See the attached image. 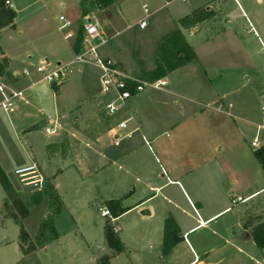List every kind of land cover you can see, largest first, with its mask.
<instances>
[{"label": "rangeland", "instance_id": "1", "mask_svg": "<svg viewBox=\"0 0 264 264\" xmlns=\"http://www.w3.org/2000/svg\"><path fill=\"white\" fill-rule=\"evenodd\" d=\"M84 1L86 0H11L13 8L17 11L14 26L0 30V45L9 58L10 75L0 76V81L8 86L24 87L29 75H22L19 80L14 81L10 77L14 71L21 72L26 67L30 75L32 71L40 75L36 67L42 59L53 65L69 63L74 58L69 44L74 41L75 36L63 39V34L68 30L75 33L81 24L88 21L84 9L86 15L99 21L101 29L105 32L107 41L98 46L100 56L107 58L103 56V50L112 52L114 56L111 59L122 61L129 76L142 75L155 60L157 33L167 34L174 30L177 22H171L168 26V18L173 15H187L189 12L184 11L189 9L188 6L192 3V0H174L170 7H162L157 0H129L120 8L125 11L123 16L117 4L109 7L114 14V18L110 20L104 11L89 5L84 7ZM87 1L89 3L90 0ZM239 2L241 7L235 0H212L205 4L206 8L212 6L213 17L198 23L192 32L187 34L198 54L197 60H200L197 64L198 73L205 76V71L210 75L223 72L226 80L224 89L231 88L234 91L225 99V102L231 100L236 105L231 109L232 115L236 108H240L257 122L235 123L233 116L222 114L218 118L219 125L202 138L205 142L213 140L220 143L219 148L222 150L218 148L219 154L224 155L225 159H230L231 163L240 164L242 168L251 167L254 175L256 173L252 164L256 161L252 151L264 144V128H257V125L263 122L264 107V0ZM144 3L151 11L148 16L144 15L142 9ZM61 15L72 22L70 28H59L62 24L59 18ZM144 16L147 26L140 27V20ZM29 62L34 65L30 66ZM80 66H84L83 72L79 70ZM100 75L101 70L92 64L73 63L69 66L67 79L60 86L56 102L63 128L57 129L55 133L45 131L48 119L40 113V108L43 107L47 112L54 114V104L50 98L43 97L36 102L31 100L30 104L18 103V112L16 108L7 111L0 108V165L28 207V214L22 220L23 227L32 238L47 219H51L56 228L57 240L46 242L48 252L41 248L38 253V260L45 264H96L93 257H97L99 249L91 250L90 243L94 246L98 242L104 243L106 222L120 226L122 223L126 224L132 216L123 215L124 217L116 223L109 217L101 216L106 197L103 189L99 187L96 169L103 159L94 150L95 144L86 139V132L83 135L82 128L92 123L93 118L87 116L90 106L99 108V115L104 121L118 120L122 111L107 115L103 110L108 102L105 97L109 94H102ZM205 82L197 90L211 92L209 80L206 79ZM179 83L185 90L189 89L182 81ZM151 90V86H146L144 91L136 93V96ZM21 100L24 101L23 97ZM191 104L181 99L179 104L171 103L167 112L176 111V118L182 121L200 120L198 113L201 110L197 111L199 105H193L196 108L192 109ZM75 119L80 126L75 130L79 139L71 134L75 131L65 128L66 122ZM132 123L130 120L126 122L128 126ZM91 131L96 133L94 129ZM165 131L162 139L167 138V133L172 135L170 129ZM186 132L189 134L192 130ZM132 135L136 140L142 138L140 133ZM256 136L259 140L258 146L253 147L251 142ZM151 145L159 155L156 144L152 142ZM211 151L209 148V152ZM107 153L109 154V151ZM33 163L37 165L43 178L39 187L15 173L17 168ZM244 183L247 184L248 180L245 179ZM233 185L232 179L230 186ZM54 186L62 202L60 213H55L57 202L54 204L46 193L47 188L54 189ZM245 186L246 191L242 187L239 190L233 188L236 193H242L245 197L250 190L264 186V170L260 181ZM10 205L0 183V264H34L31 261H22L23 253L18 245L20 225L8 213ZM238 207L241 209L240 215H244L248 208H256L259 215L252 217L248 222L257 223L260 219L264 220V193L253 200L239 203ZM226 216L217 222H221ZM123 233L121 229L118 231L121 238ZM246 251L249 255L253 251L254 257H258L260 261L264 259L260 249L253 243L246 246ZM126 256L127 254H121L119 259L114 261L116 264H125ZM241 258L246 260L245 264H254L256 261L255 258H252V261L244 256ZM151 260L153 264L155 258Z\"/></svg>", "mask_w": 264, "mask_h": 264}, {"label": "crops", "instance_id": "2", "mask_svg": "<svg viewBox=\"0 0 264 264\" xmlns=\"http://www.w3.org/2000/svg\"><path fill=\"white\" fill-rule=\"evenodd\" d=\"M127 1L129 0H115L114 3L119 7L122 16L125 11L120 8ZM157 1L161 3L159 6L170 7L174 0ZM211 1L192 0V3L188 6L189 9L184 12L191 13L197 8L205 7V4ZM235 1L241 7L239 0ZM144 5L146 3L142 5L143 12ZM208 8L213 9L211 5ZM108 10L111 12L109 19L112 20L114 14L111 9L108 8ZM144 15L146 16L145 12ZM85 17L90 16L85 15ZM179 18H181L180 15H173L168 18V26L171 22L172 24L177 22ZM79 27L74 33V41L69 44L73 54L76 53L72 46L76 40ZM193 29L194 27L184 29V35L192 46L193 43L187 32H192ZM101 32L102 38L98 39V45L107 41L105 32L102 29ZM163 34L166 35L165 33H157L156 40L158 43L164 36ZM63 39H65L64 34ZM101 39H104V41ZM102 54L108 58L114 56L112 52L107 50H103ZM196 55V60L176 69L164 78L165 83L161 85L162 87L151 86L153 90L138 96L135 93L128 101L127 106L120 110L122 115L119 116L118 120L104 121L99 115L100 110L97 106L88 108L87 116L93 118V120L91 124L89 123L88 126L82 128L84 129L83 135L86 132L85 136H88L86 139L95 144L94 150L103 159L96 169V177L100 179V181L98 179L99 187L103 189L106 197L103 202L105 207L101 212L104 209L110 210L115 218L114 223L119 222L124 217L123 215H132L126 224L122 223L120 226L114 224L118 231L121 229L124 232L122 238L119 236L125 246L124 251L114 253L107 245L105 229L107 225H111L108 222L104 225V243L98 242L95 246L90 243L91 250L94 248L99 249L97 257H93L96 264H99L102 257H109L110 263L116 264L114 260L119 259L121 254H127L125 264H152V258H155L153 264H245L246 260H243L241 256L250 259V261L255 258L253 251H250V255L246 251L247 245L252 243L256 245L252 236V227L255 223H250L248 220L259 214H257L256 208L252 207L248 208L247 211L245 210L244 215H240L241 209L238 204L260 196L264 193V186L250 190L245 197L242 193H236L234 188L239 190L242 187L246 191L245 185L256 184L262 178L264 168L254 154L255 150L261 146L252 151L255 163H257L252 164L256 173L253 175L251 167L242 168L240 164L231 163L230 159H225L224 155L219 154L220 143H215L213 140L212 142H205L202 136L208 135L219 125L220 119L218 120V118L222 114L233 116L235 123L237 121L242 124L257 122L254 118L248 117L240 108H236L234 115H232L231 109L236 105L231 100L225 102V99L234 91L231 88L224 89L223 86L226 83L224 73L216 72V74L210 75L208 71H205V76L201 75L197 69V64L200 62V60H197V52ZM43 60L45 59L41 61ZM114 61L129 76L123 62L118 59ZM29 63L30 66L34 65L32 62ZM153 67L154 61L153 65L149 64L142 75ZM79 70L83 72L84 66H80ZM7 75H10L9 66ZM22 75H29L24 87L16 88L8 86L2 81L0 83L4 84L8 91L18 90L22 92L24 101L20 99L18 103L30 104L31 100L36 102L43 97L50 98L54 104V114L47 112L43 107L40 108L41 115H45L48 119L46 120V127L53 122L58 124L57 129L63 128L62 123L59 121L60 115L56 105L60 94V86L63 83L55 85L48 83L42 80V77L34 71L31 75L24 74L23 71H14L10 77L11 80L15 81L19 80ZM142 75L129 77L139 78ZM206 79L209 80L212 87L211 92L206 93L197 90L206 83ZM99 80L101 82V75ZM180 81L189 89L185 90L181 87ZM102 94L105 96L109 94L105 97L107 101L113 96L111 92L104 90ZM181 99L192 103V109L195 107L193 105H199L197 111L201 110L198 113L201 116L200 120L182 121V119L176 118V111L167 112L171 108V103L179 104ZM18 103L16 112L19 111ZM103 110L107 115H110L106 108ZM63 117L65 116L63 115ZM128 120L133 121L131 126L126 124V127H122L120 125L121 122H127ZM261 124H258L257 128ZM79 127L77 119L65 123V128L72 131L79 129ZM91 129L96 130V133H93ZM169 129L172 135L169 136L167 133V138L162 139L163 131ZM87 130L89 131L87 132ZM187 130H192V132L188 134ZM134 133H140L142 138L134 139L132 135ZM71 134L79 139V134L76 131ZM152 142L156 144L159 155L152 147ZM213 143L215 144L213 145ZM86 144L89 145V143ZM209 148L212 149L211 152H209ZM219 150L221 151L222 148H219ZM234 159L235 155L233 156ZM241 178L247 179L248 183H244ZM232 179L234 188L230 186V180ZM107 189H110V191ZM236 196L248 198V200L232 204V199ZM110 200H121V206L125 211L116 214L108 205ZM168 216L174 217L178 223L181 239L174 245L168 255H164L162 253L164 222ZM224 216H226L225 219L217 222ZM241 230L249 232L252 241H240L238 231ZM56 240L57 238L51 241ZM41 248L48 252L45 243L30 254L22 255L21 253L22 261L45 264V262L42 263L38 260L40 258L38 253ZM259 249L264 256V248ZM255 259L254 264H262V262L264 264V259L262 261L258 257ZM142 260L144 261L141 262Z\"/></svg>", "mask_w": 264, "mask_h": 264}, {"label": "trees", "instance_id": "3", "mask_svg": "<svg viewBox=\"0 0 264 264\" xmlns=\"http://www.w3.org/2000/svg\"><path fill=\"white\" fill-rule=\"evenodd\" d=\"M115 3V0H90L84 1V7L89 5L92 8L104 11V13L110 17L111 12L108 8ZM86 15L85 9L83 10ZM214 10L208 7H200L193 10L191 13L179 18L177 20V27L171 32L164 35L158 43L156 56L154 60V67L147 71L139 79L155 82L160 79L166 78L176 69L187 65L188 63L196 60L197 55L194 47L188 42L184 35V29L197 26L198 23L205 20H209L213 17ZM17 17V11L5 4V0H0V30L8 26H14L15 18ZM83 27L80 26L76 40L72 46L75 52H79L82 49ZM0 75L8 74L9 58L4 55V51L0 45ZM256 159L262 164L264 168V145L255 150ZM0 183L2 184L7 198L11 205L9 214L14 221L20 225L19 234V249L24 255L30 254L38 247L43 246L46 242L57 238L56 228L51 219L45 220L36 233L35 237H31L26 229L23 227L22 220L28 214V207L21 200L12 182L6 175L3 168L0 166ZM48 187V186H47ZM51 201L56 204L55 213L62 211V202L57 193V189L54 186L47 188ZM116 214H120L125 209L121 206V200H110L108 202ZM110 211V210H109ZM252 236L254 242L259 248H264V220L260 219L252 227ZM105 237L107 245L114 251V253H120L124 251L125 246L121 241L118 232L115 231L114 226L107 225L105 229ZM181 239L180 228L178 223L172 216H168L164 222V234L162 253L168 255L174 245ZM99 264H111L109 257H102Z\"/></svg>", "mask_w": 264, "mask_h": 264}, {"label": "built area", "instance_id": "4", "mask_svg": "<svg viewBox=\"0 0 264 264\" xmlns=\"http://www.w3.org/2000/svg\"><path fill=\"white\" fill-rule=\"evenodd\" d=\"M5 4L13 7L11 0H5ZM144 12L147 16L149 14L148 5H144ZM60 20L62 24L60 29L70 28L72 22L68 20L65 16L61 15ZM88 21L82 25V49L74 54L73 60L67 64L58 63L53 65L48 60H43L36 67V71L41 75L42 80L48 83L62 84L67 79V69L73 63H78L80 65L84 64H94L97 66L101 72V83L103 90L106 92H111L113 94L112 98L106 103V110L108 114L114 115L122 108L127 106L130 98L138 93L146 86L159 87L165 83L163 79L157 80L155 82H148L139 78H132L127 76L116 64V62L111 58H103L98 52V43L96 42L99 38H102V32L100 29V23L98 20L92 17H87ZM146 25L145 18L140 21V26L144 27ZM74 36L72 30H68L64 33V38L68 39ZM104 41V39H101ZM24 74H29V70L25 68L23 70ZM0 95L2 100L0 101V108L7 111L10 108H16L18 101L22 98V92L18 90L8 91L4 84L0 83ZM231 106V104H229ZM263 119H264V107H262ZM122 127H126V121L121 122ZM58 128L57 123L51 122L49 126L45 128L47 133H55ZM264 128V121L258 126V130ZM258 137H255L251 144L253 147L258 146ZM15 173L19 175L23 180H26L33 184L35 187L41 186L43 183V178L39 172V169L35 163L19 167L15 170ZM248 198H243L241 196H236L232 199V204L238 202H245ZM104 217H109L112 221L115 218L112 216L108 209H104L101 212ZM115 231L118 232V228L114 227Z\"/></svg>", "mask_w": 264, "mask_h": 264}, {"label": "water", "instance_id": "5", "mask_svg": "<svg viewBox=\"0 0 264 264\" xmlns=\"http://www.w3.org/2000/svg\"><path fill=\"white\" fill-rule=\"evenodd\" d=\"M238 239L242 242H249L252 241V236L247 231H238Z\"/></svg>", "mask_w": 264, "mask_h": 264}]
</instances>
